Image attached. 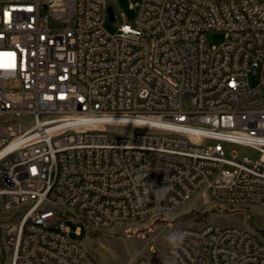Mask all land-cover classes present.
I'll return each instance as SVG.
<instances>
[{
  "label": "built area",
  "instance_id": "2783aa9c",
  "mask_svg": "<svg viewBox=\"0 0 264 264\" xmlns=\"http://www.w3.org/2000/svg\"><path fill=\"white\" fill-rule=\"evenodd\" d=\"M131 5L133 23L111 0H0V264H92L67 218L87 235L200 193L264 215V0ZM181 231L177 264H264L256 231Z\"/></svg>",
  "mask_w": 264,
  "mask_h": 264
},
{
  "label": "rangeland",
  "instance_id": "374dc122",
  "mask_svg": "<svg viewBox=\"0 0 264 264\" xmlns=\"http://www.w3.org/2000/svg\"><path fill=\"white\" fill-rule=\"evenodd\" d=\"M132 2L133 0H111L118 21L134 22L137 9L131 5ZM105 27L111 32L115 31L116 21L107 19ZM223 40L222 31L213 30L208 33L210 45H219ZM213 142L214 140L209 141ZM225 150L228 156L233 151L254 155L251 149L240 144H226ZM4 215L0 210V218ZM247 215L222 209L209 199L207 193H200L178 211L157 215L146 222L128 223L110 230L91 229L87 235L85 228L80 234L75 232V228L81 223L67 218L66 224L70 228L71 238L83 241L85 258L92 264H131L137 257H145L148 264H176L167 254V236L171 232H179L184 226L202 227L209 222L238 225L256 231L264 240V215L261 210L257 207L250 208ZM2 224L3 221H0V232ZM2 254L3 251L0 256Z\"/></svg>",
  "mask_w": 264,
  "mask_h": 264
},
{
  "label": "clouds",
  "instance_id": "9594fccd",
  "mask_svg": "<svg viewBox=\"0 0 264 264\" xmlns=\"http://www.w3.org/2000/svg\"><path fill=\"white\" fill-rule=\"evenodd\" d=\"M145 177H137L138 180L143 179L145 181ZM158 192H163V189L158 190ZM160 198H163L162 196ZM188 233L187 232H171L167 236V241L170 246V248L175 252L177 249H180L183 245L185 239L187 238Z\"/></svg>",
  "mask_w": 264,
  "mask_h": 264
},
{
  "label": "bare ground",
  "instance_id": "6f19581e",
  "mask_svg": "<svg viewBox=\"0 0 264 264\" xmlns=\"http://www.w3.org/2000/svg\"><path fill=\"white\" fill-rule=\"evenodd\" d=\"M114 117L126 118L127 116H123V115H114Z\"/></svg>",
  "mask_w": 264,
  "mask_h": 264
},
{
  "label": "water",
  "instance_id": "95a60500",
  "mask_svg": "<svg viewBox=\"0 0 264 264\" xmlns=\"http://www.w3.org/2000/svg\"><path fill=\"white\" fill-rule=\"evenodd\" d=\"M110 11L112 12V7H110Z\"/></svg>",
  "mask_w": 264,
  "mask_h": 264
},
{
  "label": "crops",
  "instance_id": "0c3cea01",
  "mask_svg": "<svg viewBox=\"0 0 264 264\" xmlns=\"http://www.w3.org/2000/svg\"><path fill=\"white\" fill-rule=\"evenodd\" d=\"M175 263V262H174ZM177 264V263H176Z\"/></svg>",
  "mask_w": 264,
  "mask_h": 264
}]
</instances>
